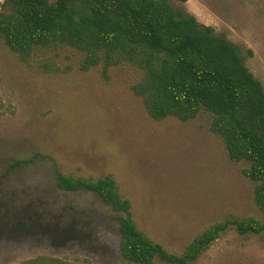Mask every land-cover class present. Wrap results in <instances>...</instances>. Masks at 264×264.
Segmentation results:
<instances>
[{
    "label": "rangeland",
    "instance_id": "rangeland-1",
    "mask_svg": "<svg viewBox=\"0 0 264 264\" xmlns=\"http://www.w3.org/2000/svg\"><path fill=\"white\" fill-rule=\"evenodd\" d=\"M168 1L236 45L264 84V0ZM83 60L68 47L23 60L0 37V264H136L121 254L114 213L96 193L61 190L59 172L113 174L137 227L170 252L217 222L264 219L249 164L229 158L209 113L156 120L132 89L139 68L83 71ZM34 155L5 176L11 161ZM191 264H264V235L230 228Z\"/></svg>",
    "mask_w": 264,
    "mask_h": 264
},
{
    "label": "trees",
    "instance_id": "trees-1",
    "mask_svg": "<svg viewBox=\"0 0 264 264\" xmlns=\"http://www.w3.org/2000/svg\"><path fill=\"white\" fill-rule=\"evenodd\" d=\"M0 37L23 60L36 49L68 47L84 55L83 71L136 66L141 76L132 89L156 120L185 122L209 113L210 129L223 139L229 158L249 164L243 174L255 181L254 199L264 214V84L214 26L194 14H177L168 0H0ZM37 159L11 161L5 176ZM57 184L100 197L119 224L123 258L136 264H191L230 228L264 235V219L232 217L197 235L183 252H170L137 227L132 202L121 196L113 174L59 172ZM47 260L63 264L50 258L32 263Z\"/></svg>",
    "mask_w": 264,
    "mask_h": 264
}]
</instances>
